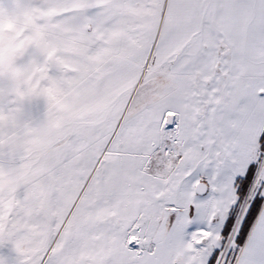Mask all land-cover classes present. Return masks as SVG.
I'll list each match as a JSON object with an SVG mask.
<instances>
[{
  "label": "snow or ice",
  "instance_id": "1",
  "mask_svg": "<svg viewBox=\"0 0 264 264\" xmlns=\"http://www.w3.org/2000/svg\"><path fill=\"white\" fill-rule=\"evenodd\" d=\"M0 264H264V0H0Z\"/></svg>",
  "mask_w": 264,
  "mask_h": 264
}]
</instances>
